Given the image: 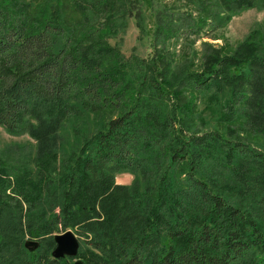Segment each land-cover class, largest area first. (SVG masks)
<instances>
[{
	"label": "trees",
	"instance_id": "trees-1",
	"mask_svg": "<svg viewBox=\"0 0 264 264\" xmlns=\"http://www.w3.org/2000/svg\"><path fill=\"white\" fill-rule=\"evenodd\" d=\"M156 2L0 0V126L36 142L0 156V264H264V24L222 32L264 0Z\"/></svg>",
	"mask_w": 264,
	"mask_h": 264
},
{
	"label": "rangeland",
	"instance_id": "rangeland-1",
	"mask_svg": "<svg viewBox=\"0 0 264 264\" xmlns=\"http://www.w3.org/2000/svg\"><path fill=\"white\" fill-rule=\"evenodd\" d=\"M166 1L170 2L172 0ZM154 2L153 9H157L161 3L156 2V0H154ZM258 23L264 24V10L251 8L234 16L222 32L227 42L237 43L243 40ZM204 40L218 43L222 42L220 39L213 40L209 38ZM109 41L112 45H117L126 57L130 56L132 52L133 54L144 57L150 53L151 49L149 38L145 35H140L134 17H128L124 30L120 32L117 38H111ZM35 153L36 142L28 135H11L0 126V156L7 162V164L11 166H19L21 163L29 161L34 166L33 162L30 160H32ZM131 179L132 176L130 174L123 173L116 177V182L119 184H128ZM74 235L76 236V234ZM76 259L78 258H75L73 262Z\"/></svg>",
	"mask_w": 264,
	"mask_h": 264
},
{
	"label": "water",
	"instance_id": "water-1",
	"mask_svg": "<svg viewBox=\"0 0 264 264\" xmlns=\"http://www.w3.org/2000/svg\"><path fill=\"white\" fill-rule=\"evenodd\" d=\"M56 246L52 250L53 257H64L66 255L75 257L78 252L79 242L77 237L71 230H67L62 234L53 236ZM25 247L29 250H35L39 246L37 240H26ZM73 264H83L82 259H76Z\"/></svg>",
	"mask_w": 264,
	"mask_h": 264
}]
</instances>
